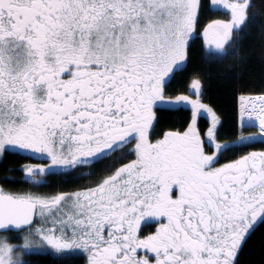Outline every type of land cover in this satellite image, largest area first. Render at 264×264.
Here are the masks:
<instances>
[{"label": "snow or ice", "instance_id": "1", "mask_svg": "<svg viewBox=\"0 0 264 264\" xmlns=\"http://www.w3.org/2000/svg\"><path fill=\"white\" fill-rule=\"evenodd\" d=\"M256 252L264 0H0V264Z\"/></svg>", "mask_w": 264, "mask_h": 264}, {"label": "trees", "instance_id": "2", "mask_svg": "<svg viewBox=\"0 0 264 264\" xmlns=\"http://www.w3.org/2000/svg\"><path fill=\"white\" fill-rule=\"evenodd\" d=\"M257 38L255 35L252 37V42H256ZM209 94L212 100L219 105H221L226 111L230 110L231 105L234 103L231 93L226 85V82L221 76H214L210 87ZM226 132L229 128L226 126L224 129ZM254 244H259V236H257ZM37 264H57V262L52 257H33ZM255 264H264V260L261 259L259 252L255 253Z\"/></svg>", "mask_w": 264, "mask_h": 264}]
</instances>
